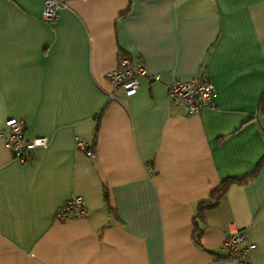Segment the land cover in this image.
I'll list each match as a JSON object with an SVG mask.
<instances>
[{
	"label": "crops",
	"instance_id": "crops-1",
	"mask_svg": "<svg viewBox=\"0 0 264 264\" xmlns=\"http://www.w3.org/2000/svg\"><path fill=\"white\" fill-rule=\"evenodd\" d=\"M56 1L49 24L43 0H0V130L48 139L20 164L0 137V264H227L234 231L264 264V0ZM120 56L160 81L113 92ZM172 78L209 79L214 108L171 110ZM244 177L196 245L197 204ZM75 196L84 215L56 221Z\"/></svg>",
	"mask_w": 264,
	"mask_h": 264
},
{
	"label": "built area",
	"instance_id": "built-area-1",
	"mask_svg": "<svg viewBox=\"0 0 264 264\" xmlns=\"http://www.w3.org/2000/svg\"><path fill=\"white\" fill-rule=\"evenodd\" d=\"M64 5L56 0H43L41 19L52 23L57 19V12ZM106 79L112 85L113 92L121 91L124 97L134 96L139 88V78L146 77L151 82H159V75H149L145 65L141 61L132 62L126 56H120L113 70L106 74ZM166 97L171 110H180L187 116L198 114L204 109L214 108V86L207 78H194L186 81L173 79L166 85ZM114 100V93L110 95ZM25 123L22 120L9 118L4 122L0 130V137L5 141L11 156L20 164L32 160L34 151L45 148L48 139L36 137L27 139L25 137ZM76 149L90 159L94 154L81 140H76ZM85 206L83 199L79 196L72 197L55 212V220L65 222L83 216ZM255 248L252 244H246L244 231L230 233L221 245L224 259L227 264H250L249 253Z\"/></svg>",
	"mask_w": 264,
	"mask_h": 264
},
{
	"label": "trees",
	"instance_id": "trees-1",
	"mask_svg": "<svg viewBox=\"0 0 264 264\" xmlns=\"http://www.w3.org/2000/svg\"><path fill=\"white\" fill-rule=\"evenodd\" d=\"M247 177H244L242 179L228 178L221 181L219 185L209 193L208 197L205 200L197 204L195 208V214L193 217V227H194L193 239L196 245L199 246V237L202 232V221H203L204 212L207 210L214 209L220 204L223 196L225 195L230 185L240 184Z\"/></svg>",
	"mask_w": 264,
	"mask_h": 264
}]
</instances>
